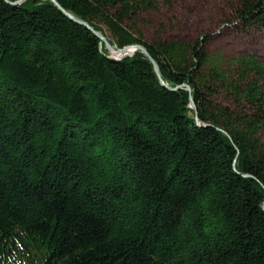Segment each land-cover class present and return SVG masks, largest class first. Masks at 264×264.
Instances as JSON below:
<instances>
[{
    "label": "trees",
    "instance_id": "16d2710c",
    "mask_svg": "<svg viewBox=\"0 0 264 264\" xmlns=\"http://www.w3.org/2000/svg\"><path fill=\"white\" fill-rule=\"evenodd\" d=\"M55 1L166 86L50 0H0V264H264V61L144 41L170 0Z\"/></svg>",
    "mask_w": 264,
    "mask_h": 264
},
{
    "label": "rangeland",
    "instance_id": "374dc122",
    "mask_svg": "<svg viewBox=\"0 0 264 264\" xmlns=\"http://www.w3.org/2000/svg\"><path fill=\"white\" fill-rule=\"evenodd\" d=\"M239 0H170L140 17L144 41L206 38L209 52L264 61V30L244 31L236 20Z\"/></svg>",
    "mask_w": 264,
    "mask_h": 264
},
{
    "label": "water",
    "instance_id": "95a60500",
    "mask_svg": "<svg viewBox=\"0 0 264 264\" xmlns=\"http://www.w3.org/2000/svg\"><path fill=\"white\" fill-rule=\"evenodd\" d=\"M7 1L8 3L10 4H20L22 3L24 0H18V1H15V2H9L8 0H5ZM59 10H61L67 17H69L71 20H74L82 25H84L85 27H87L90 31L93 32V34L95 36H97L105 45V48L107 49L108 53H109V57L110 58H113L115 60H121L123 59L124 57H127V56H132L134 52L136 51H140L142 52L152 63L153 65V68H154V71L160 81V83L163 85V86H166L165 83L163 82L162 80V77H161V74H160V71H159V68L156 64V62L149 56V54L147 53V51L145 50V48L139 44H132V45H127V46H124L122 47L121 49H118L116 50L114 46H111L109 44V42L107 41V38L101 34L100 32H97L95 31L88 23H86L85 21H82L76 17H74L72 14L68 13L67 11H65L55 0H50ZM125 50H128V53H126L124 56H117L116 53L119 52V51H125ZM177 88H172V90H175ZM186 89L190 92V88L187 86ZM190 101V106L194 109V111L196 112V108H195V105H194V102L192 100V98L190 97L189 99ZM196 120H197V117H196Z\"/></svg>",
    "mask_w": 264,
    "mask_h": 264
},
{
    "label": "bare ground",
    "instance_id": "6f19581e",
    "mask_svg": "<svg viewBox=\"0 0 264 264\" xmlns=\"http://www.w3.org/2000/svg\"><path fill=\"white\" fill-rule=\"evenodd\" d=\"M126 53H128V50L117 52L116 55L120 57L124 56Z\"/></svg>",
    "mask_w": 264,
    "mask_h": 264
}]
</instances>
